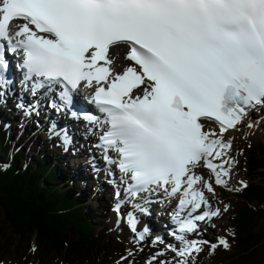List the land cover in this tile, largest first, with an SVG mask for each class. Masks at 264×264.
Segmentation results:
<instances>
[{
    "label": "snow or ice",
    "instance_id": "1",
    "mask_svg": "<svg viewBox=\"0 0 264 264\" xmlns=\"http://www.w3.org/2000/svg\"><path fill=\"white\" fill-rule=\"evenodd\" d=\"M8 54L21 59L33 96L58 90L60 103L49 107L99 129L95 147L109 174L113 165L120 173L115 211L137 197L144 214L153 196L178 200L169 235L179 246L168 243L147 264L168 252L159 264H198L205 247L231 249L225 237L205 238L230 208L213 207L205 191L215 196L212 177L240 191L229 186L238 162L225 134L264 108V0H0V102L12 91ZM81 89L92 90L102 116L73 110ZM17 107L31 115L37 105ZM127 223L139 242L150 234L134 213Z\"/></svg>",
    "mask_w": 264,
    "mask_h": 264
},
{
    "label": "trees",
    "instance_id": "2",
    "mask_svg": "<svg viewBox=\"0 0 264 264\" xmlns=\"http://www.w3.org/2000/svg\"><path fill=\"white\" fill-rule=\"evenodd\" d=\"M6 130L0 125L1 255L25 259L35 249L39 264L53 258L62 264L102 262L114 239L108 227L81 204L72 188H62L63 175L52 165L54 160L42 152L29 157V141L20 147ZM245 151L248 187L234 192L228 219L236 235L226 232L231 250L219 248L217 264H264V144H250Z\"/></svg>",
    "mask_w": 264,
    "mask_h": 264
},
{
    "label": "rangeland",
    "instance_id": "3",
    "mask_svg": "<svg viewBox=\"0 0 264 264\" xmlns=\"http://www.w3.org/2000/svg\"><path fill=\"white\" fill-rule=\"evenodd\" d=\"M0 109L4 111V113H3L4 119L6 116H8L10 118L9 121H5V120L3 121L2 120L3 125L9 130V133H8L9 136L13 137L14 141L17 144H19L20 147H25L28 143L27 141H29L30 148H29V150H27V155H29V157L30 156L32 157L34 152L35 153L42 152L48 159H49V157H51V159H50L51 161H53V160L55 161L56 159H59L58 161H56V163H59V161H61V163L58 165V167H60V170L63 173L66 172V176H67V179L65 181V185L69 186V188H72L74 190V194L78 197H82L83 191H84V196H85V198H88V200L86 202H84V200L82 199L83 200L82 205L86 206L87 209H89L90 211L96 213L100 217L101 223L103 225H106L107 227H110L111 231L113 233L112 237H114V239H113L111 245L109 246V248L106 249V251L117 249L118 250L117 255H122L125 252H129V250L131 249L133 251L132 252L133 255L129 256L128 262L125 264H132V263L133 264H141L144 261H148L149 258L155 254L154 249L151 247L145 248V246L140 247L138 245L137 246L132 245V242H130V240H131L130 236L133 233L130 232L129 235L125 234V229L123 227L115 226L121 221L118 220V222L116 223L113 220L114 218L111 217L112 215L110 214V212L108 211V213H107V211L105 209L106 207H108L110 205L111 193L108 195L107 194L103 195V197H107V198H105V201H107V202H106V205L102 206L101 198L99 201L100 195L98 193H96L95 189L93 188L92 182H90V184H86V183L82 184L81 183L82 180H81L80 175H79V177L76 175L77 169L79 167L78 164L80 163V160L72 159L75 157V152L77 150L76 146L73 148L74 150H72V153H68L66 155V149L59 146V144L64 146L62 139L55 141V142L53 140L48 139V135L46 134L47 127L45 125H43L42 123H39L41 120V117L36 116V117H32L31 120H24L20 116V114L17 113L15 110L11 111V113H10V110L7 108L2 109V106H0ZM258 114L259 113L257 112V116H254V118H260V120H262L261 124H260V122H256V125H259L258 126L259 128H257L256 125L253 126L254 128H251V127H248V125H245L241 129L235 131L234 135L232 136V137H234V143H235V149H234L233 157L235 158V160H236V158L238 159V163L232 167V179L229 182V186L233 189L237 188V186L240 185V181L244 180L243 176H244L245 172L247 171V169H246L247 163L245 161L243 162V164L241 163L242 156L240 155V151H241V148H242L244 142H247V143L249 142V143H252L251 145H255L257 143H262L264 141V140H262V138H264V121H263L262 117L259 116ZM0 117H1V115H0ZM251 122H252V119H251ZM9 123H10V125H8ZM246 123H248V121ZM43 127L45 128L44 130H42ZM20 129H22L21 136L18 137V136H16V134H18ZM25 137H27V141L24 139ZM48 140H50V141H48ZM262 144H264V143H262ZM84 151L87 155L88 149H86ZM240 159H241V161H240ZM3 168H5V167L3 166ZM89 172H90V175L93 174L90 169H89ZM84 174H85V172H84ZM73 177H75V179H73ZM212 178L214 180V177H212ZM77 179H80V181H78ZM67 180H69V182ZM92 181H94L93 176H92ZM78 183H80V185ZM221 188L224 189L223 187H221ZM224 190H226L227 192H233V191H229L227 189H224ZM108 191L109 190H107L105 193H107ZM214 203H216V202H214ZM223 206H225V205H223ZM215 223L217 225V228L215 230H213L212 228H208V229H211V231H213L214 238H216L217 236H221L222 228L226 225V222L223 220V218L217 219L215 221ZM6 232H7V230H6ZM112 233H110V234L112 235ZM116 235H117L118 239H116ZM207 238L213 239V237L211 235H208ZM121 240L126 241L128 243V246H132V247H129L130 249H126L123 245L120 244ZM140 249H143V251H141ZM13 250L16 251L15 248ZM135 251L141 252L140 255L138 253H135ZM1 253L2 252L0 251V264H34L32 262L33 261L32 259L34 258L33 253L32 254L28 253L30 258L25 259V260H23V259L20 260L17 257L18 255H15L14 253H12L13 255H1ZM136 256H140L141 258L138 257L136 259ZM118 258L119 257L111 256L109 259L102 261L100 264H116ZM54 259L55 258L50 260V262H48V264H62L59 260L53 261ZM159 260H163V257L158 258V261L155 262V264H159ZM213 260L214 259L207 261L205 258H203L201 264H216L217 262L213 261ZM37 261H38L37 264H39V260H37Z\"/></svg>",
    "mask_w": 264,
    "mask_h": 264
},
{
    "label": "bare ground",
    "instance_id": "4",
    "mask_svg": "<svg viewBox=\"0 0 264 264\" xmlns=\"http://www.w3.org/2000/svg\"><path fill=\"white\" fill-rule=\"evenodd\" d=\"M11 100H14V97H7V98H5L4 99V101L3 102H0L1 104H2V109L4 108H9L10 109V113H11V111H14L15 110V108H12L11 107V105H10V101ZM0 115H1V117H0V122L3 120H5V121H9L10 120V118L8 117V116H6L5 117V119H4V117H3V113H4V111L3 110H1L0 109ZM16 111V110H15ZM257 112L258 113H262V110L261 109H257L255 112H253L252 113V116H250L249 117V120H246L245 122H249V121H251V119H252V121L254 120L253 119V116H257ZM3 121L1 122L2 124H3ZM36 122V121H35ZM261 122H262V120H260V124H261ZM2 124H0V125H2ZM8 125H10V123L8 124ZM40 125V124H39ZM62 125V124H61ZM60 124H56L55 126H56V131H61V130H65V131H67V133H68V135L71 137V143L70 144H65L64 143V146H62L61 144H59V146L60 147H63V148H65L66 149V155L68 154V153H72V150H74L73 148L76 146L77 147V150L78 151H76L75 152V157L74 158H72V159H78V160H80V163L78 164V169H77V173H76V175L79 177V175H80V177H81V180H82V184H84V183H86V184H90V182H92V176H93V179H96L97 178V176H98V172L97 171H95V173L93 174V175H90V172H89V166H90V161L88 160L89 159V155L87 154L86 155V153H85V151H80L79 150V148H81L80 147V145H81V143H82V141H80V139H78V137H77V134L76 133H72L71 131H70V126L68 127V128H62V126H61ZM243 125V124H242ZM255 126V125H254ZM259 125H256V127L257 128H259L258 127ZM5 127V126H4ZM6 128V127H5ZM52 128V126H50V129ZM59 128V129H58ZM79 128V127H78ZM7 129V128H6ZM8 130V129H7ZM6 130V131H7ZM9 131V130H8ZM73 131H75V130H73ZM235 130H232V131H229L228 133H226L225 134V139L227 138H232V136L234 135V132ZM9 132H7V136H8V138H11V136H9V134H8ZM62 136H63V132H61V135L59 136V137H61L62 138ZM262 140H264V138H262ZM48 141H50V140H48ZM92 140H88V141H86V142H83V145H84V147L86 146V148H87V143L88 142H91ZM55 142V141H54ZM262 143H264V141L262 142ZM86 148L84 149V150H86ZM88 149H90V148H88ZM81 153V154H80ZM49 159H51V157H49ZM236 161L238 162V159L236 158ZM61 163V161H59V163H56L55 161L54 162H52V165L53 166H55V165H59ZM100 164V168L101 167H103V168H106V166L103 164V163H99ZM93 167V166H92ZM94 168H96L95 166H94ZM84 172H85V174H84ZM91 172L93 173V170H91ZM246 173V172H245ZM73 179H75V177H73ZM78 181H80V179H77ZM68 182H69V180H67ZM108 184H110V182H108ZM86 188V187H85ZM94 189H95V191H96V193H98L100 196H99V201H100V198H101V200H102V206H104V205H106V202L107 201H105V198H107V197H103V195H105V194H110L111 193V196H110V200L113 198V189H109V187L107 188V190H109L107 193H105L104 191H101V190H99L97 187H93ZM107 208V207H106ZM105 208V209H106ZM122 210H124V211H127V213H134L137 217H139V220H140V223H139V225H138V230H142V228H144L145 226H147L149 229H150V234L149 235H147V237H146V239L143 241V242H140V243H138V245L139 246H147V241H149V240H151V239H154V235H155V233L152 231V228L154 227V225H155V223L153 224V223H151V222H149L148 221V217H153V214H151V213H149V214H144V213H141L140 211L139 212H137V211H135V210H130L129 208L127 209V207H126V209H124V208H121L120 209V212L118 213V214H114V216H113V218L115 219V220H117L118 219V217H124V218H127L128 217V215H124L123 213H121V211ZM154 217H155V215H154ZM141 253V252H140ZM59 259V258H58Z\"/></svg>",
    "mask_w": 264,
    "mask_h": 264
}]
</instances>
